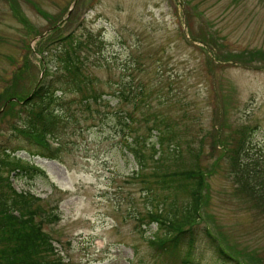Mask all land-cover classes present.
<instances>
[{
	"label": "rangeland",
	"instance_id": "1",
	"mask_svg": "<svg viewBox=\"0 0 264 264\" xmlns=\"http://www.w3.org/2000/svg\"><path fill=\"white\" fill-rule=\"evenodd\" d=\"M72 41L81 44L78 84L54 57ZM49 84L60 88L53 102H27ZM130 90H143L144 102L116 97ZM39 111L51 146L61 144L57 159L19 132ZM123 112L136 117L133 132ZM156 115L175 132L161 147L171 169L197 160L205 173L198 231L209 228L234 264H264V197L235 158L242 138L252 135L254 157L264 145V0H0V153L18 149L28 173L11 181L41 197L36 220L59 213L44 222L52 251L41 264H185L189 251L192 264H223L201 235L181 244V259L149 244L162 234L157 217L188 199L166 194L153 159L143 171L130 152L152 154Z\"/></svg>",
	"mask_w": 264,
	"mask_h": 264
},
{
	"label": "trees",
	"instance_id": "2",
	"mask_svg": "<svg viewBox=\"0 0 264 264\" xmlns=\"http://www.w3.org/2000/svg\"><path fill=\"white\" fill-rule=\"evenodd\" d=\"M69 44L71 46L67 50H63L64 47L60 48L63 50L62 55H58V53L54 54L55 62H57L60 67H67L73 75L71 79L74 80V84H78L80 83V78L78 76L81 69L79 67V60L77 62V59H79L78 55L80 53L79 49H81V44L76 41H72ZM51 65L53 66V64ZM50 87H52V84H49L46 89H44V85L40 86L31 94L30 99L27 100L26 97L25 100H27V102L37 100V105H39V103L42 104L45 98L53 102V95L56 91H59L60 88H52L53 90L51 91ZM116 97L120 99L124 98L125 100H132L134 97V100L139 104V101L144 102L147 95L143 90L139 95H134L133 90H130L119 91ZM94 98L96 102L99 103L104 101L99 94L94 96ZM92 102L93 100L88 98L83 104L88 110H91ZM37 105L33 103V106ZM48 115L53 117L51 112ZM121 115H123L125 123L130 128V132H133L134 129L131 127V124L137 121L134 120L136 117L128 112H123ZM54 116L57 117L56 114H54ZM45 117L47 118L46 115L44 116L43 112L39 111L34 117L36 120L32 121V128L28 130L29 132L26 133L24 130H20L19 132L37 142L41 150L39 154L48 158L57 159L59 158L57 153L61 148V144L59 148H53L47 142L46 134H53V132L48 128ZM142 118L147 119L148 115L142 114ZM154 120H157V124L159 125L152 126L148 129L150 137L154 135V129L158 131V140L152 143V154L145 155L144 152H146V149L139 148L138 145L133 146L130 152L133 153L135 159L139 161L140 169L143 171L148 167L147 158L153 159V173L156 176V181L154 182L157 183L166 194H171L176 197L178 194L183 193L188 196V199L182 207H179L176 202H172L170 204L168 216L157 217V231H162V234L155 232L154 236L148 239L150 246L155 250L157 255L181 259L178 254L181 244L193 241L201 235V237H205L208 240V243H211L216 257L223 264H234L232 258L223 249L221 244L217 242V239L212 238V233L209 228L205 229V234L202 235L195 226L201 219L200 211L203 200V190L205 188V173L202 171L197 160H195L191 166L183 168L177 167L176 164L172 163L174 169H171L169 159L162 153L161 147L166 142L164 137L167 136L169 141H173L175 132L169 122L165 123L164 118H159V116L156 115ZM164 125L167 126L166 129L163 127ZM251 136L248 141H244L242 138L236 150L235 158L240 162L241 167L239 171L243 174L242 178L246 175V183H251L254 188L259 191H257V193L264 197V145L256 147V156H251L249 152L250 148H252ZM175 149L177 148L175 147ZM1 151L0 235L4 237H1L0 245L7 240L11 242L4 247L2 246L4 250L7 251L6 261L9 264H41L43 255L51 254L52 251V248L46 241L48 236L46 234L44 222H51L52 217L59 218V213H51L47 216H43L40 221L36 220L35 217L38 213V209L34 207V204L39 201L41 197L33 194L29 190H17L11 181V174L13 172L16 175H20L23 172L28 173V169L22 158L17 157L15 154L18 149L4 146L1 148ZM179 153L178 148L171 158L175 161L179 157ZM240 154H242V159L239 157ZM192 246L193 245H190V247ZM185 257L187 258H182V261L185 259L183 263L192 264V251H189Z\"/></svg>",
	"mask_w": 264,
	"mask_h": 264
}]
</instances>
